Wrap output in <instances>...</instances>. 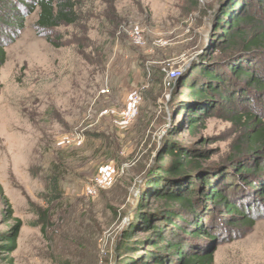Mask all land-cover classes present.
Masks as SVG:
<instances>
[{
	"label": "rangeland",
	"instance_id": "374dc122",
	"mask_svg": "<svg viewBox=\"0 0 264 264\" xmlns=\"http://www.w3.org/2000/svg\"><path fill=\"white\" fill-rule=\"evenodd\" d=\"M219 1L114 0L112 10L81 0L79 22L52 31L58 49L36 33L38 11L28 18L0 70V234L20 224L0 264H120L124 233L170 163L168 145L207 152L212 172L227 170L218 182L245 201L229 170L241 127L216 111L189 133L179 116L188 90L175 86L224 57L208 46ZM110 171L111 187L90 191ZM250 202L254 228L221 226L214 264H264V202Z\"/></svg>",
	"mask_w": 264,
	"mask_h": 264
},
{
	"label": "trees",
	"instance_id": "16d2710c",
	"mask_svg": "<svg viewBox=\"0 0 264 264\" xmlns=\"http://www.w3.org/2000/svg\"><path fill=\"white\" fill-rule=\"evenodd\" d=\"M80 1L0 0V70L7 62L6 49L16 43L36 11L38 36L52 47H63L61 36L52 31L79 22ZM102 1L113 10L114 0ZM210 28L211 56L224 57L215 66L201 62L180 75L175 86L188 90L189 104L181 107L179 116H185L189 133L216 111L241 127L229 170L245 186V201L233 199L237 185L218 182L222 175L228 177L227 170L212 172L207 152L168 145L164 157L170 163L160 167L149 185L154 202L140 206L124 233L120 264H214L221 226L249 231L255 226L250 200L264 202V0H220ZM5 203L13 218L7 199ZM6 225L11 229L0 234V249L12 253L20 224Z\"/></svg>",
	"mask_w": 264,
	"mask_h": 264
},
{
	"label": "built area",
	"instance_id": "2783aa9c",
	"mask_svg": "<svg viewBox=\"0 0 264 264\" xmlns=\"http://www.w3.org/2000/svg\"><path fill=\"white\" fill-rule=\"evenodd\" d=\"M168 75H169V80L170 82L175 80L179 75V71L173 69L171 71L168 72ZM130 112H127L126 113V117H131L133 116V107L129 110ZM114 177L113 176V173L112 171H110L108 174L105 173V174H99L97 176H95L93 182H92V187L90 189V191H93V190H105V189H108L111 187V185L113 184V180H114Z\"/></svg>",
	"mask_w": 264,
	"mask_h": 264
}]
</instances>
